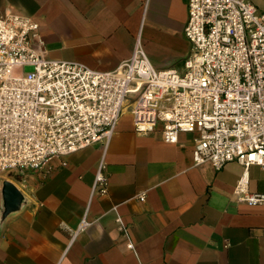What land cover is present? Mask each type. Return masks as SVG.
Instances as JSON below:
<instances>
[{
    "label": "crops",
    "instance_id": "obj_1",
    "mask_svg": "<svg viewBox=\"0 0 264 264\" xmlns=\"http://www.w3.org/2000/svg\"><path fill=\"white\" fill-rule=\"evenodd\" d=\"M249 1L264 12V0ZM5 11L39 22L45 56L93 69H116L140 45L156 69L181 72L190 49L185 0H0ZM195 135L137 132L127 106L105 151L99 141L52 157L45 175L2 173L0 264H264V205L234 194L244 166L194 165ZM102 155L108 190L91 195ZM246 170L249 191L264 192V167Z\"/></svg>",
    "mask_w": 264,
    "mask_h": 264
},
{
    "label": "built area",
    "instance_id": "obj_2",
    "mask_svg": "<svg viewBox=\"0 0 264 264\" xmlns=\"http://www.w3.org/2000/svg\"><path fill=\"white\" fill-rule=\"evenodd\" d=\"M185 1L190 49L181 72L156 69L140 45L111 71L50 58L34 17L0 14V176L13 170L45 175L52 157L99 141L105 151L130 106L137 132L159 128L170 143L195 132L194 165H243L236 199L264 205V192L249 191L246 172L251 164L264 167V12L249 0ZM107 190L102 155L91 195ZM137 198L143 201L145 193ZM116 220L128 238L127 226ZM88 225L83 217L72 238Z\"/></svg>",
    "mask_w": 264,
    "mask_h": 264
},
{
    "label": "rangeland",
    "instance_id": "obj_3",
    "mask_svg": "<svg viewBox=\"0 0 264 264\" xmlns=\"http://www.w3.org/2000/svg\"><path fill=\"white\" fill-rule=\"evenodd\" d=\"M11 174H16L15 176H18V174L20 173L19 170H13L10 172ZM7 174V173H6ZM18 177H22V175L18 176Z\"/></svg>",
    "mask_w": 264,
    "mask_h": 264
}]
</instances>
